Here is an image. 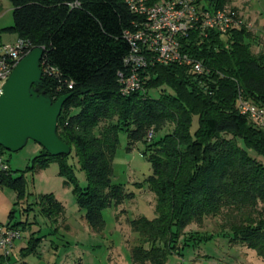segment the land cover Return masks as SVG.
Returning a JSON list of instances; mask_svg holds the SVG:
<instances>
[{"label":"trees","instance_id":"trees-1","mask_svg":"<svg viewBox=\"0 0 264 264\" xmlns=\"http://www.w3.org/2000/svg\"><path fill=\"white\" fill-rule=\"evenodd\" d=\"M8 2L13 24L2 32L44 50L38 93L52 102L69 96L56 134L70 154L74 150L86 187L75 182L67 156L51 157L43 149L26 171L56 162L59 174L73 186L86 225L100 233L102 211L134 197L111 182L118 134L124 131L127 150L143 146L141 154L151 168L144 183L154 198L151 220L139 216L128 221L136 235L132 264H165L183 248L208 242L215 235L184 231L216 217L224 223L217 236L254 252L264 264V132L236 106L240 96L264 110V53L251 52V34L243 28L225 35L191 31L179 39V50L202 65V74L177 64L148 65L138 73L142 90L123 95L117 74L125 72L123 59L130 51L124 32L135 31L143 21L124 0ZM196 2L201 10L214 12L229 0ZM194 118L196 129L191 131ZM2 152L0 148V156ZM25 187L24 171H0V189L14 193L13 206L24 201ZM32 206L54 221L63 216L51 194L39 196L24 212L34 210ZM24 224L6 226L19 231L17 226ZM29 238L26 253L39 241Z\"/></svg>","mask_w":264,"mask_h":264},{"label":"rangeland","instance_id":"rangeland-1","mask_svg":"<svg viewBox=\"0 0 264 264\" xmlns=\"http://www.w3.org/2000/svg\"><path fill=\"white\" fill-rule=\"evenodd\" d=\"M224 8L233 9L248 27L252 37L251 52L264 53V0H229ZM12 24L11 5L8 0H0V45L15 41V35L2 32ZM195 129L194 118L191 131ZM127 147V134L120 131L112 161L111 182L122 186L126 193H132L134 197L117 208L102 211L104 227L100 233L93 232L86 225L84 213L76 205L73 186L68 185L66 177L59 174L56 162L40 170L26 171L42 149L38 144L28 141L18 152H2L0 157L11 171H24L26 195L21 204L13 206L14 193L7 188L0 189V226L25 222L17 226L21 238L28 239L31 235L39 240L36 242L39 254L66 260L67 264H132L130 248L136 243V235L130 231L128 221L139 216L151 220L154 217V198L144 183L151 174V168L141 154L142 144L137 143L130 151ZM65 162L72 167V177L78 186L86 187L85 174L79 168L73 149ZM49 194L63 207V216L55 221L48 219L40 215L35 206H32L34 210L24 212L28 204L38 202L39 196ZM12 209L13 219L8 223V214ZM30 223L33 224L28 225ZM223 224L222 219L216 217L205 219L200 227L188 226L184 232L215 236L208 242L185 247L179 254L168 256L165 264H261L254 252L239 245H230L228 239L217 236Z\"/></svg>","mask_w":264,"mask_h":264},{"label":"built area","instance_id":"built-area-1","mask_svg":"<svg viewBox=\"0 0 264 264\" xmlns=\"http://www.w3.org/2000/svg\"><path fill=\"white\" fill-rule=\"evenodd\" d=\"M124 3L132 14L143 21L135 31L124 32L130 51L123 59L125 72L117 74L123 95L142 90L138 73L148 65L177 64L190 67L194 74H202V65L181 54L179 50V39L185 38L191 31L200 34L215 31L225 35L231 30L248 29L234 11L225 8L214 12L203 11L196 0H159L153 4H148L147 0H124ZM31 50L33 49L30 44L22 39L0 45V94L17 63ZM236 106L241 115L246 116L254 127L264 132L262 108L240 96ZM150 137L151 133L147 139ZM6 169L7 166L0 157V171ZM19 238V231L0 226V251L4 258L9 256L13 242Z\"/></svg>","mask_w":264,"mask_h":264},{"label":"water","instance_id":"water-1","mask_svg":"<svg viewBox=\"0 0 264 264\" xmlns=\"http://www.w3.org/2000/svg\"><path fill=\"white\" fill-rule=\"evenodd\" d=\"M44 50H31L15 66L0 94V148L20 151L28 141L51 157L68 156L70 148L56 134L57 119L68 95L55 102L43 92L40 61Z\"/></svg>","mask_w":264,"mask_h":264},{"label":"crops","instance_id":"crops-1","mask_svg":"<svg viewBox=\"0 0 264 264\" xmlns=\"http://www.w3.org/2000/svg\"><path fill=\"white\" fill-rule=\"evenodd\" d=\"M16 40V39H15ZM28 239H19L13 242L12 249L7 258L0 254V264H67V261H61L53 256L41 255L37 251L38 243H35L34 251L26 253L25 249L28 247ZM69 264H71L69 262Z\"/></svg>","mask_w":264,"mask_h":264}]
</instances>
